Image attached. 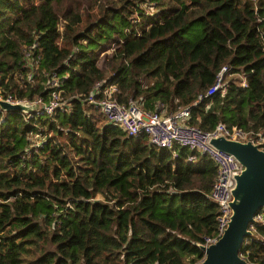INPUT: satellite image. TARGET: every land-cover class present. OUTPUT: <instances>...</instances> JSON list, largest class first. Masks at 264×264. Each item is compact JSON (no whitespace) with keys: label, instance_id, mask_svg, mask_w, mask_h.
Listing matches in <instances>:
<instances>
[{"label":"trees","instance_id":"16d2710c","mask_svg":"<svg viewBox=\"0 0 264 264\" xmlns=\"http://www.w3.org/2000/svg\"><path fill=\"white\" fill-rule=\"evenodd\" d=\"M154 3L0 0V92L46 99L55 75L66 100L50 116L0 109V264L203 257L199 242L216 225L217 205L207 195L213 161L185 146H156L116 123L99 125L76 95L102 79L118 85L120 101L167 112L187 106L185 122L201 129L222 121L264 134V0H184L146 10ZM136 17L141 32L98 64L99 47ZM223 66L221 87L206 95ZM189 153L196 159L188 161ZM241 252L248 264H264V226Z\"/></svg>","mask_w":264,"mask_h":264},{"label":"built area","instance_id":"2783aa9c","mask_svg":"<svg viewBox=\"0 0 264 264\" xmlns=\"http://www.w3.org/2000/svg\"><path fill=\"white\" fill-rule=\"evenodd\" d=\"M35 45L32 43L25 46V57L30 56ZM226 69V66L222 67L215 82L207 89L206 95L212 94L221 87L222 74ZM241 79L240 82L245 83L244 78ZM58 85L59 78L53 75L49 85L51 89L46 99L42 96L15 97L1 92L0 99L10 103L33 105L30 111L25 112L28 116H50L56 110L65 108L66 100L56 89ZM117 92H120V89L115 82L106 83L100 79L94 82L88 93L76 96L79 97L88 112L100 110L107 122L118 124L129 135L146 134L148 140L156 146L173 147L175 144L185 146L200 154L207 155L213 161L216 166V176L207 195L217 205L215 231L213 234L205 236L203 241L199 243L207 246L215 242L223 234L229 222L232 213L230 202L233 197L232 189L235 185V175L241 172L243 165L230 152L214 146L211 138L222 135L241 141L250 140L264 150V134L261 131L246 130L239 126H228L222 121H218L212 129L204 130L185 122L189 115L187 106L170 112L165 111L160 105L157 109H147L132 97H129L127 101L118 100ZM176 154L177 152L174 150L173 155ZM196 157L197 153H189L187 160H195ZM258 225L264 226L263 208L253 215V220L249 223L248 228L252 234ZM240 255L245 258L242 252Z\"/></svg>","mask_w":264,"mask_h":264},{"label":"water","instance_id":"95a60500","mask_svg":"<svg viewBox=\"0 0 264 264\" xmlns=\"http://www.w3.org/2000/svg\"><path fill=\"white\" fill-rule=\"evenodd\" d=\"M3 110L28 112L33 105L28 103H10L0 99ZM214 146L233 154L243 165L235 175L232 189V213L223 234L207 246L199 243L203 257L194 264H248L241 257L244 239L252 233L248 228L253 215L264 209V150L250 140L241 141L225 136L211 138Z\"/></svg>","mask_w":264,"mask_h":264},{"label":"rangeland","instance_id":"374dc122","mask_svg":"<svg viewBox=\"0 0 264 264\" xmlns=\"http://www.w3.org/2000/svg\"><path fill=\"white\" fill-rule=\"evenodd\" d=\"M156 3L152 5V7L149 5V8L146 7V10H152L154 7H179L182 5L184 0H155ZM142 27V22H140V18L136 17L135 19H131L128 22H122L121 25V32H116L114 35L107 39L104 42V45L99 47L98 50V58L97 62L98 64H102L104 61L110 58L111 55L119 53L120 48L122 47L121 42H123L124 38L128 36L129 34H134V33H139L141 32ZM106 48V49H105ZM105 49V50H103ZM237 77V76H236ZM239 79V78H238ZM236 79V81H239ZM93 117L95 118V122L98 123L99 125L102 124L103 122H107L100 110H96L92 112ZM33 140L36 142L40 136L34 135L32 136Z\"/></svg>","mask_w":264,"mask_h":264}]
</instances>
